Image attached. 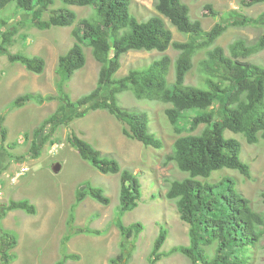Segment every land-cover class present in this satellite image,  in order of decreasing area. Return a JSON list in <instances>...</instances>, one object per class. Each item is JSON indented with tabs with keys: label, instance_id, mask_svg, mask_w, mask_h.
Segmentation results:
<instances>
[{
	"label": "trees",
	"instance_id": "1",
	"mask_svg": "<svg viewBox=\"0 0 264 264\" xmlns=\"http://www.w3.org/2000/svg\"><path fill=\"white\" fill-rule=\"evenodd\" d=\"M55 1L0 0V12L14 6L10 15H0V53L7 54L10 62L20 63L36 74L45 70L43 56L9 51L8 47L15 42L20 27L32 25L46 30L55 26H74V43L58 58L56 93H26L16 97L9 106L12 110L31 100L39 104L58 101L55 111L34 130L33 146L37 148L34 155H40L41 147L50 139L57 125L69 124L92 110L108 111L125 125V135L145 146L161 149L163 140L151 131L149 113L123 107L119 95L131 91L139 100L171 104L165 113L180 136L172 144L165 163H176L187 176L169 179L166 196L175 200L180 218L189 224L190 241L187 245L162 250L169 233L162 226L149 262L155 264L164 257L181 253L190 258L192 264H249L253 257L252 248L264 239V212L253 209L249 198L238 190L234 177L224 176L216 182L208 178L222 169L237 170L251 177V166L242 159V142L227 136L226 131L243 135L250 144L264 140V65L249 60L264 50V30L252 43L243 37L235 39L227 52L224 47L216 45V41L229 27L251 22L246 15L230 22H218L210 30H204L201 20L191 17L189 6L182 0H156L158 14L147 20H139L131 12V0H60L65 6L49 9ZM258 2L264 0H247L245 4ZM70 5L88 6L93 12L78 18L77 12L68 7ZM206 7L216 14L210 4ZM232 13L240 14L236 10ZM21 14L28 15V19H23ZM163 16L190 38L174 41L173 32ZM198 36L201 38H196ZM87 47L101 64L98 79L93 89L73 98L66 87L75 73L85 66ZM170 47L179 51L174 63L173 83L169 80L172 58L168 54L161 55L143 68L130 69L121 78L115 77L122 57L128 52H165ZM201 51L206 52L199 62L201 85L187 84L194 58ZM5 116V113L0 116L3 137L7 134V127L3 125ZM202 125L204 128L197 132ZM49 126L52 129L47 130ZM184 132L187 134L183 135ZM68 140L79 155L101 173L120 174V207L114 222L121 231L123 242L120 253L111 258V263L121 264L132 255V250L128 256L125 254L128 250L125 243L132 239L135 247L134 241L145 228L141 221L129 225L122 221L123 215L134 210L143 196L140 177L77 133L72 131ZM82 185L85 187L77 188L75 202L69 212L63 245L78 232L103 233L99 229L75 226L76 209L86 198L92 197L103 205L111 202L102 187L89 182ZM261 196L264 202V190ZM12 210H24L32 215L37 213L36 205L28 199L11 200L0 212V264H11L17 257L13 250L18 245V234L3 224L7 212ZM212 247L211 256L209 251ZM64 255L56 264L78 259V255L73 253L65 252Z\"/></svg>",
	"mask_w": 264,
	"mask_h": 264
},
{
	"label": "rangeland",
	"instance_id": "2",
	"mask_svg": "<svg viewBox=\"0 0 264 264\" xmlns=\"http://www.w3.org/2000/svg\"><path fill=\"white\" fill-rule=\"evenodd\" d=\"M182 1L189 6L191 17L201 20L204 30H210L218 22L241 19L242 15L251 20L246 25L229 27L218 38L216 45L224 47L227 52L229 44L235 39L243 37L252 43L264 30V2L246 5L247 0ZM155 2L156 0H131V12L139 20H147L158 14ZM208 4L216 14L206 7ZM62 6L65 5L56 0L49 9ZM13 7L9 6L5 11H1L0 15H10ZM68 7L77 12L78 18L87 17L93 12L88 6ZM233 10L240 14L234 15ZM204 12L209 14L204 15ZM21 17L28 19L26 14H21ZM163 18L173 32L174 41H187L190 38L189 34L180 32L167 18ZM73 27L55 26L46 30L32 25L20 27L15 35V42L8 47L9 51L43 56L46 67L41 74L29 71L20 63L10 62L7 54L0 53V116L6 114L3 125L7 127L6 137H3L0 128V212L11 200L28 199L37 208L34 215L24 210L9 211L3 219L4 226L18 234V245L13 250L17 257L11 264H56L65 256V252L78 255V259H68L65 264H113L111 258L117 256L122 249L123 236L114 222L120 207V174H103L84 160L68 140L72 131L91 142L103 154L117 158L123 168H129L139 175L143 196L134 210L123 215L122 221L125 225L141 221L145 228L134 241L135 247L132 246V239L125 243L128 245L125 254L128 256L132 250V255L121 264H150L149 256L162 226L169 231L162 250L168 251L173 246L187 245L190 241L189 224L180 218L175 200L166 196L169 179H183L187 176L176 163H165V157L171 152L172 144L180 136L165 113L171 104L139 100L131 91L119 95L123 107L149 113L151 131L163 140L164 146L161 149L145 146L125 135V125L108 111L92 110L85 117L74 119L69 124L57 125L50 139L41 147L38 156L34 155L37 151L33 146L34 130L55 111L58 101L39 104L31 100L21 108L9 109L11 102L20 95L36 92L56 93L58 58L74 43ZM85 50V67L75 73L66 87L73 98L93 89L98 78L101 64L94 59L91 48L87 47ZM163 54L172 58L169 80L173 83L174 63L179 55V51L173 47L165 52H128L122 57L121 68L115 77L120 78L133 68H143ZM205 56V51L195 56L193 69L186 79L187 84L201 85L199 62ZM249 60L264 65V50L254 54ZM218 113L221 114L220 111ZM203 128V125L200 126L197 132ZM50 129L51 126L47 130ZM226 135L236 137L242 142V159L250 164L251 177H246L237 170L222 169L215 171L208 180L216 182L224 176L234 177L238 190L249 198L253 209L264 212L261 196L264 190V140L250 144L241 134H233L227 130ZM24 165L29 167V171L12 182L7 175L14 174ZM86 182L102 187L111 202L103 205L92 197L86 198L76 209L75 226L99 229L103 233L92 235L78 232L63 245L62 238L67 232V220L75 202L76 190L78 187L84 188L85 185L82 184ZM213 250V247L210 248L211 256ZM252 252L253 257L249 264H264V239L252 248ZM155 264L192 262L187 256L174 253Z\"/></svg>",
	"mask_w": 264,
	"mask_h": 264
},
{
	"label": "clouds",
	"instance_id": "3",
	"mask_svg": "<svg viewBox=\"0 0 264 264\" xmlns=\"http://www.w3.org/2000/svg\"><path fill=\"white\" fill-rule=\"evenodd\" d=\"M164 17V16H163ZM166 18V17H165ZM168 19V18H167ZM169 20V19H168ZM171 22V21H170ZM175 26V25H174ZM176 27V26H175ZM177 28V27H176ZM181 32V31H180ZM86 49V48H85ZM69 50V49H68ZM157 51V50H156ZM91 53H92V51H91ZM63 54V53H62ZM35 55V54H34ZM87 55V54H86ZM41 56V55H40ZM95 59V58H94ZM122 60V59H121ZM86 63H87V61H86ZM86 65V64H85ZM85 67V66H84ZM83 67V68H84ZM121 68V67H120ZM171 68H172V65H171ZM172 70V69H171ZM171 70H170V73H171ZM79 71V70H78ZM119 71V70H118ZM175 73V72H174ZM99 75V74H98ZM170 76V75H169ZM121 78V77H120ZM98 79V78H97ZM97 82V81H96ZM96 85V84H95ZM234 134V133H233ZM91 143V142H90ZM57 145V144H56ZM55 145V146H56ZM79 154V153H78ZM23 167H27V165H24V166H22L21 168H19V170L18 171H16L14 174H8L7 175V177H10L11 178V181L13 182V180H12V178L13 177H15L20 171H21V169L23 168ZM29 171V167H27V170L24 172V173H22V174H19L17 177H16V179L18 178V177H20L21 175L23 176L26 172H28ZM2 187V184L0 183V188ZM12 211H14V210H12ZM172 248V247H171ZM67 261V260H66ZM66 263V262H65Z\"/></svg>",
	"mask_w": 264,
	"mask_h": 264
},
{
	"label": "built area",
	"instance_id": "4",
	"mask_svg": "<svg viewBox=\"0 0 264 264\" xmlns=\"http://www.w3.org/2000/svg\"><path fill=\"white\" fill-rule=\"evenodd\" d=\"M26 170H27V167H23V168L21 169V171H20L15 177L12 178V180L15 181L16 177H17L19 174L24 173Z\"/></svg>",
	"mask_w": 264,
	"mask_h": 264
},
{
	"label": "bare ground",
	"instance_id": "5",
	"mask_svg": "<svg viewBox=\"0 0 264 264\" xmlns=\"http://www.w3.org/2000/svg\"><path fill=\"white\" fill-rule=\"evenodd\" d=\"M129 212V211H128Z\"/></svg>",
	"mask_w": 264,
	"mask_h": 264
}]
</instances>
